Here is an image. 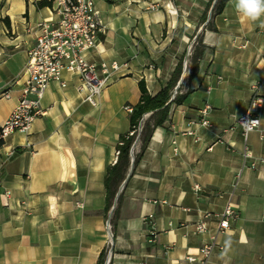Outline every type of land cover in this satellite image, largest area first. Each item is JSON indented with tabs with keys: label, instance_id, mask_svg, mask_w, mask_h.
I'll return each instance as SVG.
<instances>
[{
	"label": "crops",
	"instance_id": "0c3cea01",
	"mask_svg": "<svg viewBox=\"0 0 264 264\" xmlns=\"http://www.w3.org/2000/svg\"><path fill=\"white\" fill-rule=\"evenodd\" d=\"M38 1L0 0V126L22 97L36 24L58 19L56 7ZM92 1L104 31L86 58L105 63L109 81L93 107L78 78L63 73L65 87L51 82L44 93V114L3 139L0 264H97L109 246V264H200L184 259L199 258L227 203L235 214L205 264H264V107L255 112L258 128L244 135L236 124L251 98L264 96V15L245 20L227 0L212 31L206 24L216 0ZM198 35L204 50L193 66ZM180 60L185 97L169 105L122 188L111 244L104 178L129 131L124 107L138 103L140 81L156 95Z\"/></svg>",
	"mask_w": 264,
	"mask_h": 264
},
{
	"label": "built area",
	"instance_id": "2783aa9c",
	"mask_svg": "<svg viewBox=\"0 0 264 264\" xmlns=\"http://www.w3.org/2000/svg\"><path fill=\"white\" fill-rule=\"evenodd\" d=\"M55 12L58 15L56 21L42 20L36 24L38 33L35 43L26 53L27 61L23 71L25 81L22 97L9 117L1 124V139L15 131H28L31 123L44 114L41 108L44 93L51 82H56L61 87H65L66 83L62 78L63 73L78 78L77 90L84 92V101L93 107L97 106V97L109 81L107 65L105 63L96 65L86 58L87 53L95 49L100 43V37L104 31L103 22L95 9L93 1L56 0ZM191 52L192 49L189 46L186 55H190ZM186 64V61H184L183 70L186 68ZM110 68L115 69L116 66L112 64ZM177 95H179L178 84L172 89L168 102L174 100ZM261 107H264V96L254 95L251 98L249 109L237 118L236 124L242 128L244 135L258 128L259 119L255 116V112ZM124 109L128 113L132 112V107L128 105ZM145 117L146 114L138 126L129 132L130 136H134L132 145L137 141L138 146ZM202 124H205V122ZM189 134L192 133L189 132ZM118 155L119 151L116 150L115 158ZM248 157L249 152L245 147L244 158ZM194 190H199V186L194 185ZM234 214L231 203H227L220 215L216 232L208 242L203 243L198 249L199 258L187 255L184 260L189 263L205 264L210 255L219 248L217 237L229 229L228 219ZM151 218V215L147 216V219ZM195 229L198 233L204 232L206 229L205 222L203 220L199 221L195 225ZM148 242H154L153 232L149 234ZM111 257L112 253L109 246L107 247L104 264H109Z\"/></svg>",
	"mask_w": 264,
	"mask_h": 264
},
{
	"label": "trees",
	"instance_id": "16d2710c",
	"mask_svg": "<svg viewBox=\"0 0 264 264\" xmlns=\"http://www.w3.org/2000/svg\"><path fill=\"white\" fill-rule=\"evenodd\" d=\"M53 0H39L37 2L38 8H51ZM227 0H216L214 5L211 8V17L207 22L206 27L209 30L215 31V26L212 22L214 16L219 14ZM206 20V13L203 14V21ZM3 21L8 23V18H4ZM204 50V46L202 45L201 36L196 37V46L195 51L192 57V63H194L197 59L200 58L202 52ZM182 72V60H180L174 69L169 81L167 84L154 96H151L145 87L143 81L138 83V88L140 91V98L136 105L132 107V112L129 114V131L127 133L121 134L119 136V143L117 144V150L119 151V155L117 157L116 162L113 165H109L106 168L104 184L107 191V207L110 208L115 197V194L124 180L129 164H130V148L134 141V136H130L129 132L135 129L140 121L142 120L145 114L150 113V116L143 121L142 130L139 135L138 142V151L134 153V161L133 166L135 167L138 163V160L146 147L149 138L151 136L152 130L161 126L163 122L167 119L169 105L171 103L180 104L185 97V94H179L175 97L174 100L168 102L170 93L172 89L176 86L180 75ZM193 73V71H192ZM191 73V75H192ZM1 130V129H0ZM4 141L0 138V147L3 145ZM120 197V196H119ZM118 197V199H119ZM117 199V200H118ZM107 249L102 250L98 256L97 264H104L106 257Z\"/></svg>",
	"mask_w": 264,
	"mask_h": 264
},
{
	"label": "clouds",
	"instance_id": "9594fccd",
	"mask_svg": "<svg viewBox=\"0 0 264 264\" xmlns=\"http://www.w3.org/2000/svg\"><path fill=\"white\" fill-rule=\"evenodd\" d=\"M236 12L245 20L255 22L264 15V0H234ZM231 241H226V248Z\"/></svg>",
	"mask_w": 264,
	"mask_h": 264
},
{
	"label": "water",
	"instance_id": "95a60500",
	"mask_svg": "<svg viewBox=\"0 0 264 264\" xmlns=\"http://www.w3.org/2000/svg\"><path fill=\"white\" fill-rule=\"evenodd\" d=\"M210 13H211V9H210ZM136 146H137V141L132 145V147H131V149H130V164H129V168H128V171H127V174H126L124 180H123L122 183L120 184V186H119V188H118V190H117V192H116V194H115V197H114V199H113V203H112V206H111V208H110V211H109V214H108V218H107V221H106V228H107V230H108L109 240H110V243H111V244H112V234H111L110 226H109V224H110V219H111V215H112V212H113V210H114V208H115V206H116V202H117V199H118V197H119V194H120L122 188L124 187L125 183L128 181V179H129V177L131 176V173H132V171H133V168H134V166H133V161H134V150H135ZM110 251H111V253H112V249H111V247H110Z\"/></svg>",
	"mask_w": 264,
	"mask_h": 264
},
{
	"label": "rangeland",
	"instance_id": "374dc122",
	"mask_svg": "<svg viewBox=\"0 0 264 264\" xmlns=\"http://www.w3.org/2000/svg\"><path fill=\"white\" fill-rule=\"evenodd\" d=\"M52 7H56V0H53V1H52L51 8H52ZM51 8H50V9H51Z\"/></svg>",
	"mask_w": 264,
	"mask_h": 264
}]
</instances>
